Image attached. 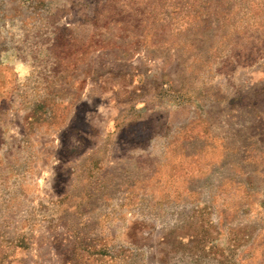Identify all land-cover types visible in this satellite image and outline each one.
Returning <instances> with one entry per match:
<instances>
[{
  "label": "rangeland",
  "instance_id": "1",
  "mask_svg": "<svg viewBox=\"0 0 264 264\" xmlns=\"http://www.w3.org/2000/svg\"><path fill=\"white\" fill-rule=\"evenodd\" d=\"M0 264H264V0H0Z\"/></svg>",
  "mask_w": 264,
  "mask_h": 264
}]
</instances>
